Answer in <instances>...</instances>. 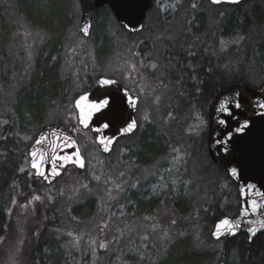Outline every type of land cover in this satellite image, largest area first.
<instances>
[{
	"label": "rangeland",
	"instance_id": "1",
	"mask_svg": "<svg viewBox=\"0 0 264 264\" xmlns=\"http://www.w3.org/2000/svg\"><path fill=\"white\" fill-rule=\"evenodd\" d=\"M38 1L0 0V190L4 182L10 186L13 171L28 170L26 150L37 128L33 119L25 115L26 106L20 101L31 89L32 81L37 80L35 67L40 62L48 59L44 65L58 73L54 83L60 82L58 88L51 89L56 98L46 103L43 120L47 124L58 118L67 121L69 116L75 122L72 101L87 87L89 77H114L139 98L137 131L120 139L107 157L100 153L91 133L78 128L76 137L86 159L85 171L79 174L69 168L52 185L42 184L41 191L48 205L59 202L57 209H65L66 225L65 218L70 219L73 207L82 205L83 210L92 212L82 219L73 217L69 228L56 232L60 243L51 256L62 257L67 250L65 255L75 259L73 264H160L168 252L183 254L189 249L205 248L216 259L221 258L224 244L210 241L212 227L203 219L213 214L215 205L232 215L239 199L234 183L206 156L207 106L203 107L200 96L189 99L179 83L160 79L161 48L149 30L128 39L108 18L104 25L106 36L115 47L123 42L128 46L110 55L100 52V56L101 17L93 22L90 36L84 38L78 30L77 0H65L69 27L61 29L49 23L46 13H40ZM154 4L172 19L181 10H189L194 16L209 13L208 9L203 11L202 0H154ZM250 4L259 9L255 12L264 11V0ZM247 8L250 7H243ZM225 10L234 20L240 18L239 11L226 7L217 8L215 13L222 18ZM236 33L230 27L220 31V52L243 43V31L238 38ZM255 54L260 58V52ZM254 65L251 63L249 69L255 70ZM261 68V72L258 68L250 72L249 82L255 87L264 83V62ZM183 99L189 102L183 103ZM149 132L160 151L141 165L139 160L144 157L135 148L148 139ZM13 153L15 159L20 157V167L11 163ZM108 165L113 173L107 171ZM108 178L113 182L108 183ZM78 184L82 191L77 190ZM88 201L92 206L86 207ZM139 209L141 215H137ZM99 236L109 248L106 258L100 259L96 250L98 246L100 249ZM228 262L238 264L236 253H230Z\"/></svg>",
	"mask_w": 264,
	"mask_h": 264
},
{
	"label": "trees",
	"instance_id": "2",
	"mask_svg": "<svg viewBox=\"0 0 264 264\" xmlns=\"http://www.w3.org/2000/svg\"><path fill=\"white\" fill-rule=\"evenodd\" d=\"M251 1L253 0H248L237 6H219L239 11L240 18L237 20H234L228 14V10H225L224 17H218L215 10L219 7L211 6L206 0H202V8L203 11L208 9L209 13L204 16H194L193 13H189V10H181L177 11L176 20L166 18L153 1L152 7L146 16L143 31L149 30L153 39L157 41L161 48L159 52L160 70L162 71L159 75L160 79L163 82L168 79L170 83H179V86L184 87L187 91L185 94L189 99L200 96V100L204 104L203 107L208 106L220 91L233 83L243 82L254 86L249 82L250 72L257 71V68L261 72L262 62H264V11L261 14L260 11L255 12L258 8L256 5L251 6ZM246 5L250 8L243 9ZM37 8L40 13L47 14L51 25L53 24L60 29L66 26L69 27V24H67L69 21L65 17L67 8L65 0H39ZM253 13L258 16L257 19L253 18ZM99 17L103 19V23L98 26L101 36H98L101 44L100 56H103L100 52L110 55L117 48L124 50L123 48L128 46L127 42L120 43L115 47V43L111 41V38L109 39L106 36L107 31L104 25L107 24L108 18L116 24L108 7L101 8L93 19L94 24ZM229 27L237 31L236 38L243 31L244 40L239 47H231L228 51L222 53L218 47L220 31ZM119 29L128 39L135 36L126 33L121 28ZM258 52H260V58H257L255 54ZM47 62L48 59L44 63L40 62L41 64L35 67L34 75L37 80L32 81L30 84L31 89L26 92L24 99L20 101L23 102L22 105L26 106L25 115L30 116L36 125L37 130L34 136L47 124L43 120L46 103L56 98V94H53L52 90L60 86V82L55 81L56 84L54 83L58 73L53 71L52 67L46 68L44 64ZM251 63H256L254 65L255 70L249 69ZM54 72L57 74L53 75ZM261 74H259V77ZM39 75L41 76L39 77ZM94 78V76L89 77L87 87L80 90L75 96L91 89L94 85ZM34 90L40 92L37 93ZM45 96L46 98H44ZM188 102L189 100L183 99V103ZM50 108H53V106ZM53 123L76 134V136L79 135L80 130L78 131L72 116H69L67 121L58 118ZM73 130L75 132H72ZM147 136L148 139L140 142V145L138 144L135 148L144 157V159L139 160L141 165L148 162L143 160L157 157L160 151L156 148L157 146L152 140L150 132L147 133ZM10 159L15 166L19 165L20 167L22 164L20 157L15 159L14 153L13 156H10ZM217 169L225 174L221 169ZM112 170L111 166L108 165L107 171L113 173ZM22 171L17 170L18 173L13 171L14 175L9 187H7V182H4L3 186L1 185L0 264H73L75 259H70V254L65 255L67 250L62 253V257L61 255L58 258L51 256L58 249L54 248L55 245L57 246L60 243V239L56 237V232L69 228L68 223L74 219L73 217L82 219L85 215L89 216L92 209L83 210L82 205L73 207L70 212V219L65 218L66 225L63 218L65 209L64 212L60 210V207L57 209L59 202L51 206L48 205L41 191L42 183L34 179L27 168H25L26 173L23 172V174ZM107 182H113V178H108ZM78 187V191L83 190L80 184H78ZM87 206H92V202H86ZM212 208L214 210L213 214H209L203 219L208 227H212L221 217L229 215L221 211L218 205ZM139 214H142V209H139L137 215ZM202 215L205 216L206 214L202 212ZM63 225H66V227H63ZM100 238L101 236L98 238L100 249L98 246L96 250L101 259L100 256L106 258V255L109 254V248H106ZM223 244L221 258L218 259L213 256L211 250L196 248L191 249L192 251L190 249L186 250L183 254L168 252L160 264H217L220 262L229 264L231 252L236 253L239 259L238 264H264V234L250 243L245 236H240L236 239L223 241Z\"/></svg>",
	"mask_w": 264,
	"mask_h": 264
},
{
	"label": "water",
	"instance_id": "3",
	"mask_svg": "<svg viewBox=\"0 0 264 264\" xmlns=\"http://www.w3.org/2000/svg\"><path fill=\"white\" fill-rule=\"evenodd\" d=\"M247 0H208L213 6L239 5ZM79 31L90 35L93 18L108 7L118 26L136 34L143 30L152 0H78ZM138 98L116 79L99 76L95 85L73 101L77 125L90 130L103 155L116 141L135 133ZM207 154L237 188L239 206L234 216L222 217L211 230L214 241L245 235L252 242L264 234V84L243 82L220 91L207 108ZM28 168L46 186L69 166L84 171L86 160L76 137L56 124L45 125L27 149ZM223 264V263H219Z\"/></svg>",
	"mask_w": 264,
	"mask_h": 264
}]
</instances>
